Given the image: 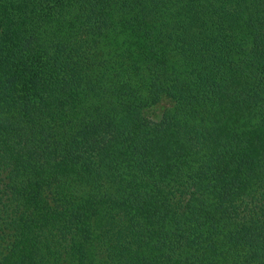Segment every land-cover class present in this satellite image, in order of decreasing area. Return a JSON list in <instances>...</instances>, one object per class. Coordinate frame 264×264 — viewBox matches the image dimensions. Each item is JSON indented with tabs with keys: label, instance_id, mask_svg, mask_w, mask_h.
Masks as SVG:
<instances>
[{
	"label": "trees",
	"instance_id": "obj_1",
	"mask_svg": "<svg viewBox=\"0 0 264 264\" xmlns=\"http://www.w3.org/2000/svg\"><path fill=\"white\" fill-rule=\"evenodd\" d=\"M0 264H264V0H0Z\"/></svg>",
	"mask_w": 264,
	"mask_h": 264
},
{
	"label": "rangeland",
	"instance_id": "obj_2",
	"mask_svg": "<svg viewBox=\"0 0 264 264\" xmlns=\"http://www.w3.org/2000/svg\"><path fill=\"white\" fill-rule=\"evenodd\" d=\"M159 114H160V110L158 109V111L156 113H154L153 116H155L157 118V115H159Z\"/></svg>",
	"mask_w": 264,
	"mask_h": 264
}]
</instances>
